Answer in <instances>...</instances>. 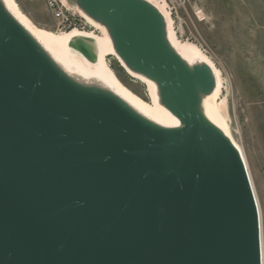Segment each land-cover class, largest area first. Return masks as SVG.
<instances>
[{
    "label": "water",
    "instance_id": "1",
    "mask_svg": "<svg viewBox=\"0 0 264 264\" xmlns=\"http://www.w3.org/2000/svg\"><path fill=\"white\" fill-rule=\"evenodd\" d=\"M187 122L145 125L66 83L0 12V264H261L232 145L189 111L193 80L138 0H83ZM197 77L208 87L202 71Z\"/></svg>",
    "mask_w": 264,
    "mask_h": 264
},
{
    "label": "bare ground",
    "instance_id": "2",
    "mask_svg": "<svg viewBox=\"0 0 264 264\" xmlns=\"http://www.w3.org/2000/svg\"><path fill=\"white\" fill-rule=\"evenodd\" d=\"M57 1L66 10L72 9L73 6L89 29L76 27L65 31L39 29L21 12L14 0H0V12L19 29L46 63L77 91L109 99L132 117L150 127L175 131L186 126L187 122L176 117L166 106L161 87L156 79L131 67L119 51L109 28V19L112 14L110 10L102 8L101 15L94 16L84 7L83 0ZM138 1L159 17L161 33L167 49L178 59L193 80L194 100L189 104L190 114L226 139L235 149L246 169L258 211L262 264L261 213L242 149L233 138L227 121L228 117L226 120L221 112L225 109H221L218 103L224 82L221 72L197 47L178 39L173 29L171 16L163 1ZM91 29L97 32H87ZM110 56L131 79L144 86L147 102L135 96L119 82L107 63ZM199 71L205 75L208 82L207 88H204V84L197 77Z\"/></svg>",
    "mask_w": 264,
    "mask_h": 264
},
{
    "label": "rangeland",
    "instance_id": "3",
    "mask_svg": "<svg viewBox=\"0 0 264 264\" xmlns=\"http://www.w3.org/2000/svg\"><path fill=\"white\" fill-rule=\"evenodd\" d=\"M14 1L39 29H89L73 6L66 10L57 0L64 18L55 15L48 0ZM160 1L166 5L178 39L197 47L223 77L218 103L242 149L257 199L264 264V0ZM92 31L97 32H87ZM107 63L126 89L148 101L144 86L131 79L112 56Z\"/></svg>",
    "mask_w": 264,
    "mask_h": 264
},
{
    "label": "built area",
    "instance_id": "4",
    "mask_svg": "<svg viewBox=\"0 0 264 264\" xmlns=\"http://www.w3.org/2000/svg\"><path fill=\"white\" fill-rule=\"evenodd\" d=\"M48 4H49L50 8L53 9V11H54V13H55V15L57 17L64 18L63 9H62V7H60L59 5H57L58 3H57L56 0H48Z\"/></svg>",
    "mask_w": 264,
    "mask_h": 264
}]
</instances>
